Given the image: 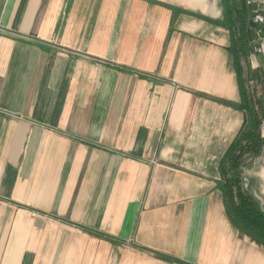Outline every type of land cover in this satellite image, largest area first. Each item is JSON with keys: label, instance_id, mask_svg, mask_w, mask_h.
I'll list each match as a JSON object with an SVG mask.
<instances>
[{"label": "crops", "instance_id": "crops-1", "mask_svg": "<svg viewBox=\"0 0 264 264\" xmlns=\"http://www.w3.org/2000/svg\"><path fill=\"white\" fill-rule=\"evenodd\" d=\"M223 17L222 0H0V264H264L217 186L243 122ZM242 175L262 207L264 148Z\"/></svg>", "mask_w": 264, "mask_h": 264}, {"label": "trees", "instance_id": "trees-1", "mask_svg": "<svg viewBox=\"0 0 264 264\" xmlns=\"http://www.w3.org/2000/svg\"><path fill=\"white\" fill-rule=\"evenodd\" d=\"M223 24L229 30L228 51L239 89L237 102L223 101L243 113V122L220 159L217 182L226 214L232 225L243 235L264 247V209L254 195L244 187L242 166L247 159L259 157L264 148L261 132L263 99L250 83L264 88V71L251 68L248 57L253 52V31L249 10L244 0H222ZM250 34V36L248 35ZM246 71L244 72V65Z\"/></svg>", "mask_w": 264, "mask_h": 264}, {"label": "built area", "instance_id": "built-area-1", "mask_svg": "<svg viewBox=\"0 0 264 264\" xmlns=\"http://www.w3.org/2000/svg\"><path fill=\"white\" fill-rule=\"evenodd\" d=\"M253 33V52L264 55V0H244Z\"/></svg>", "mask_w": 264, "mask_h": 264}, {"label": "rangeland", "instance_id": "rangeland-1", "mask_svg": "<svg viewBox=\"0 0 264 264\" xmlns=\"http://www.w3.org/2000/svg\"><path fill=\"white\" fill-rule=\"evenodd\" d=\"M251 87L253 88L255 94H256V97L260 96V91L262 90V87L261 85L259 84H256V83H250ZM245 181V180H244ZM245 187V185H244ZM246 188V187H245ZM262 207L264 208V205H262Z\"/></svg>", "mask_w": 264, "mask_h": 264}, {"label": "water", "instance_id": "water-1", "mask_svg": "<svg viewBox=\"0 0 264 264\" xmlns=\"http://www.w3.org/2000/svg\"><path fill=\"white\" fill-rule=\"evenodd\" d=\"M248 35L250 36V34L248 33Z\"/></svg>", "mask_w": 264, "mask_h": 264}]
</instances>
